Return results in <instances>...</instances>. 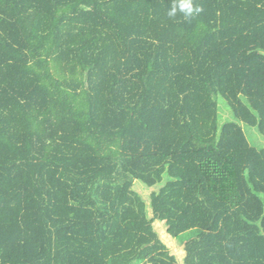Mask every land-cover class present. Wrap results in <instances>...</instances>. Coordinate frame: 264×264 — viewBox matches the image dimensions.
I'll return each instance as SVG.
<instances>
[{
	"label": "trees",
	"instance_id": "obj_1",
	"mask_svg": "<svg viewBox=\"0 0 264 264\" xmlns=\"http://www.w3.org/2000/svg\"><path fill=\"white\" fill-rule=\"evenodd\" d=\"M243 127L264 0H0V264H264Z\"/></svg>",
	"mask_w": 264,
	"mask_h": 264
},
{
	"label": "rangeland",
	"instance_id": "obj_2",
	"mask_svg": "<svg viewBox=\"0 0 264 264\" xmlns=\"http://www.w3.org/2000/svg\"><path fill=\"white\" fill-rule=\"evenodd\" d=\"M224 104V103H223ZM223 104H219V108L220 110L222 111H225L224 110V105ZM222 117L224 119H226V121H231L232 117H231V114L229 111H227L226 109V112H222ZM244 128V131L246 132L247 136H248V139H250L249 141L251 142L252 145H254L256 148L260 149V148H264V138L261 137L257 131L255 129H251V128H248V127H243ZM141 190V188H140ZM150 190H153V191H157L158 188H152ZM141 192L144 194L145 197H147L149 194L148 192H143L141 190ZM157 223V230L160 232L159 235L160 237L162 238L163 242L169 247L170 250H172L176 255L179 256V258H181V251L178 247V243L182 242V240L184 238H186L187 236L185 235L184 237H182L181 239H171L169 236L166 235L165 233V230H164V226L162 223L160 222H156Z\"/></svg>",
	"mask_w": 264,
	"mask_h": 264
}]
</instances>
